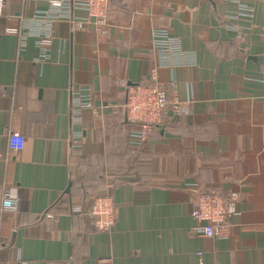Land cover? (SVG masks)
Returning a JSON list of instances; mask_svg holds the SVG:
<instances>
[{
    "label": "crops",
    "instance_id": "obj_1",
    "mask_svg": "<svg viewBox=\"0 0 264 264\" xmlns=\"http://www.w3.org/2000/svg\"><path fill=\"white\" fill-rule=\"evenodd\" d=\"M62 1L60 11L3 0L0 155L8 132L25 145L0 159V200L11 188L20 198L0 214V264H264V0H109L103 29L85 0ZM156 30L178 39L173 64L155 51ZM152 69L191 103L135 146L121 83L148 84ZM81 88L98 115L74 124L71 91ZM197 190L238 197L223 238L196 229ZM101 197L117 209L106 233L72 211Z\"/></svg>",
    "mask_w": 264,
    "mask_h": 264
},
{
    "label": "built area",
    "instance_id": "obj_2",
    "mask_svg": "<svg viewBox=\"0 0 264 264\" xmlns=\"http://www.w3.org/2000/svg\"><path fill=\"white\" fill-rule=\"evenodd\" d=\"M109 0H85L80 7L84 8L89 18L94 19V23L100 29L106 26V12ZM53 9L68 7V3L62 0H49ZM3 12V0H0V17ZM243 14L251 18L252 12L248 9H242ZM59 18L61 15L55 14ZM43 22H46L48 36L50 35L51 21L40 16ZM74 28L81 27V23L71 22ZM9 35H18L15 29L5 31ZM152 45L155 51L160 55L163 62L168 65L173 64L172 59L181 57L178 39L170 36L166 31L156 30L152 33ZM48 39L40 42L41 46H46ZM125 90L124 116L127 124L131 127L128 134L129 142L132 145H143L153 130L163 124L167 113L173 118L181 119L189 112L190 100L181 102L175 95L168 94L163 85L158 81L157 70L152 69L148 84L126 85L121 83ZM89 112L93 117L98 115V110L93 106L92 94L89 89L81 88L71 91L70 118L74 124H80L82 114ZM78 139L72 141V147L78 146ZM25 139L16 132L7 133V151L0 159L13 158L24 149ZM238 197L234 194L223 197L215 190L201 191L197 190L191 200V217L198 223L196 228L204 238L220 239L225 236L227 223L235 217L237 211ZM20 198L17 190L14 188L5 189L2 192L0 200V214L15 213L19 210ZM75 213H81L83 217L92 222L95 231L106 233L114 225L117 216V209L114 207L111 198H96L89 208H76L72 210ZM45 218H52V215L45 214ZM201 254L199 253L198 256Z\"/></svg>",
    "mask_w": 264,
    "mask_h": 264
},
{
    "label": "water",
    "instance_id": "obj_3",
    "mask_svg": "<svg viewBox=\"0 0 264 264\" xmlns=\"http://www.w3.org/2000/svg\"><path fill=\"white\" fill-rule=\"evenodd\" d=\"M65 193H68V189L66 190V192Z\"/></svg>",
    "mask_w": 264,
    "mask_h": 264
},
{
    "label": "trees",
    "instance_id": "obj_4",
    "mask_svg": "<svg viewBox=\"0 0 264 264\" xmlns=\"http://www.w3.org/2000/svg\"><path fill=\"white\" fill-rule=\"evenodd\" d=\"M93 200H94V199H93ZM93 200H92V201H93ZM49 213H50V212H49Z\"/></svg>",
    "mask_w": 264,
    "mask_h": 264
}]
</instances>
